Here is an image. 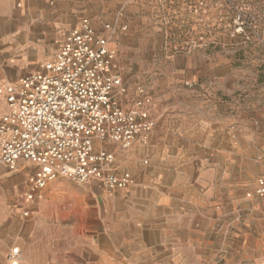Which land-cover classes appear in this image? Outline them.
Returning <instances> with one entry per match:
<instances>
[{
  "label": "rangeland",
  "instance_id": "374dc122",
  "mask_svg": "<svg viewBox=\"0 0 264 264\" xmlns=\"http://www.w3.org/2000/svg\"><path fill=\"white\" fill-rule=\"evenodd\" d=\"M186 1L181 8L182 3L171 0H0V86L50 60L63 34L87 17L108 38L112 70L127 87L126 97L143 88L154 119L159 108L169 115L186 107L202 109L204 94L228 102L227 112L237 111L243 138L235 149L238 158L220 157L223 179L212 177V185L226 191L212 195L207 261L264 264V205L253 193L256 178L264 175V0ZM235 10L244 14L248 26L232 34ZM176 11L187 17L179 19ZM73 19L74 25H68ZM221 147L226 150L225 143ZM150 162L149 155L137 156L139 166ZM34 170L23 162L0 169V264H12L8 253L15 247L17 264H22L23 253L24 264H61L63 253L89 255L105 230L93 196L101 192V184L58 176L40 197L26 200ZM124 261L135 262L104 259Z\"/></svg>",
  "mask_w": 264,
  "mask_h": 264
},
{
  "label": "built area",
  "instance_id": "2783aa9c",
  "mask_svg": "<svg viewBox=\"0 0 264 264\" xmlns=\"http://www.w3.org/2000/svg\"><path fill=\"white\" fill-rule=\"evenodd\" d=\"M246 26L244 14L235 10L232 34L245 32ZM112 62L108 38L83 17L63 34L50 60L0 86L5 106L0 112V169H15L18 162L34 166L26 200L40 197L58 176L76 183L95 180L107 192L133 183L129 171L111 170L115 152L106 145L123 151L134 141L148 144L155 119L150 95L137 87L128 99ZM253 193L264 205V175L256 178ZM8 258L17 264L16 247Z\"/></svg>",
  "mask_w": 264,
  "mask_h": 264
},
{
  "label": "crops",
  "instance_id": "0c3cea01",
  "mask_svg": "<svg viewBox=\"0 0 264 264\" xmlns=\"http://www.w3.org/2000/svg\"><path fill=\"white\" fill-rule=\"evenodd\" d=\"M171 1L182 3L181 8L187 4L186 0ZM176 15L181 20L187 17L179 11ZM68 25H74V19ZM192 65L196 67V61ZM203 96L207 99L202 109L186 107L169 115L159 108L148 144L134 141L123 151L107 144L115 152L111 170L129 169L133 183L112 192L101 189L93 195L99 201L98 217L105 227L98 234V246H90L89 255L63 253L61 264H112L104 259L113 258L135 261H124L126 264H209L210 221L215 211L212 195L216 191L223 196L226 191L224 186L215 188L212 177L223 179L220 157L238 158L235 149L243 137L239 120H235L237 111L228 113V102H217L220 97L216 94ZM4 108L0 97V112ZM140 155H149L150 164L139 166ZM1 256L0 251V260ZM20 259L24 264V253Z\"/></svg>",
  "mask_w": 264,
  "mask_h": 264
},
{
  "label": "bare ground",
  "instance_id": "6f19581e",
  "mask_svg": "<svg viewBox=\"0 0 264 264\" xmlns=\"http://www.w3.org/2000/svg\"><path fill=\"white\" fill-rule=\"evenodd\" d=\"M87 182H85V184H86Z\"/></svg>",
  "mask_w": 264,
  "mask_h": 264
}]
</instances>
